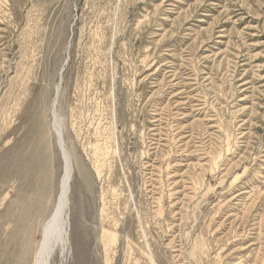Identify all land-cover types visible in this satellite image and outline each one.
<instances>
[{
	"label": "rangeland",
	"instance_id": "obj_1",
	"mask_svg": "<svg viewBox=\"0 0 264 264\" xmlns=\"http://www.w3.org/2000/svg\"><path fill=\"white\" fill-rule=\"evenodd\" d=\"M55 97L78 231L50 264H264V0H0V264L58 199Z\"/></svg>",
	"mask_w": 264,
	"mask_h": 264
},
{
	"label": "bare ground",
	"instance_id": "obj_2",
	"mask_svg": "<svg viewBox=\"0 0 264 264\" xmlns=\"http://www.w3.org/2000/svg\"><path fill=\"white\" fill-rule=\"evenodd\" d=\"M56 106H57V99L55 97V99L52 102L53 119H52V123H51L50 128H51V131L54 133V136L57 137V145L60 149V155L62 158L61 160L63 162V170H62V174H61L60 179H59L58 199H57L56 204L53 207V210H52L51 214L49 215V217L46 220H44L43 223H41V226H42L41 227V235H42V237H41V240L39 242V245H38V248L36 251V257L33 260L32 264H50L51 260L54 258L55 255H58L61 258V260H64V257H66L68 254V247H70L69 244L70 245L73 244L72 239H73V237L74 238L77 237V231H78V228H77L76 232H74V229H75V223L74 222L76 220L74 217V219H73L74 221H72L73 217H72L71 208H70V206H71V194H72V175H73V169L72 168L70 169V167H71V159H70L71 155L69 154L70 152L68 151V148L66 145V141H65L66 139L64 138V135L62 133V124H61L62 121H60L61 117L58 116V112L56 111ZM172 127H173V125H172ZM63 132H64V130H63ZM55 141H56V139H55ZM98 152L99 151H97V153ZM97 153H95V154H97ZM38 156H39V154H38ZM50 170H51V168H50ZM52 170H53V168H52ZM51 174H52V171H51ZM99 175H100V173H99ZM44 179H46V178H44ZM51 179H53V178L51 177ZM48 182H50V181H48ZM47 183H46V185L48 187ZM51 184H52V182H51ZM46 190H48V189H46ZM50 191L48 193H50ZM111 193H112V191H111ZM101 208L102 209L100 211V220L98 219L100 221V227L96 226L97 228H95V237H96V234L99 235V233H100L101 235L99 238L95 239V244L99 248L103 247V250L105 251V253H107L108 249H109V245H110V240L114 237L115 234H114V231L112 229H110V228L108 229V226L110 225L111 219H110L109 215L106 213L105 206H103ZM88 214H89L88 212L85 214V217H84L85 219L83 218V221L88 220V218H87ZM79 232H81V234L84 233L83 234L84 236L82 235L83 245H86V247H87V245H90L93 241V238L87 236V226L85 224H84V227L81 226ZM19 252H20V258H19L20 261L17 262V260L14 257V259L16 260V264H27V262H29V260L27 261V258H29L28 257L29 256L28 255V252H29L28 243L26 245H24L20 249ZM1 254H3V253H1ZM25 256H27V257H25ZM4 257L5 256L3 255V258ZM5 258H7V257H5ZM11 259H10V261L7 262V264H14L15 260L11 262ZM2 263H3V261H2ZM3 264H5V262Z\"/></svg>",
	"mask_w": 264,
	"mask_h": 264
},
{
	"label": "water",
	"instance_id": "obj_3",
	"mask_svg": "<svg viewBox=\"0 0 264 264\" xmlns=\"http://www.w3.org/2000/svg\"><path fill=\"white\" fill-rule=\"evenodd\" d=\"M70 169H71V167H70Z\"/></svg>",
	"mask_w": 264,
	"mask_h": 264
}]
</instances>
